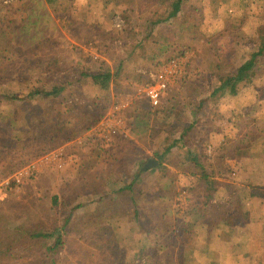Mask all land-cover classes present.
<instances>
[{"label": "rangeland", "instance_id": "1", "mask_svg": "<svg viewBox=\"0 0 264 264\" xmlns=\"http://www.w3.org/2000/svg\"><path fill=\"white\" fill-rule=\"evenodd\" d=\"M158 1L49 0L53 13L43 21L39 16L43 15L41 9L26 8L22 2L11 4L8 17L18 24L32 26L27 27L29 31L24 29L23 50L13 49L9 59L5 47L6 55L0 57V68L6 72L0 74V92L23 95L34 90H64L58 97L36 95L33 102L26 104L0 101V111L7 117L5 125H12L8 134L25 140L23 148L13 152L11 149L8 154L0 144L4 176L0 180V252L15 239L12 247L16 256L24 257L7 264H225L213 262L216 257L224 258L218 251L219 242L210 238V233H204L200 223L188 225L192 200H188L185 191L193 178L182 172L188 167L180 171L169 161H162V166L170 171L167 179L176 186V190L168 191L166 200L160 197L161 186L156 182L162 176L160 172L138 175L136 185L141 196L135 197L139 200L137 209L144 216L139 221L132 213L136 203L128 198L123 203L115 192L131 181L137 168L133 163L142 154L152 156L155 144L164 149L179 138L177 127L187 131V139L197 142L194 150L207 157V171H216L219 163L208 161H212L215 149L227 142L224 136L231 133L238 113L249 126L247 130L251 128L257 135V147L251 151L252 157L246 156L249 151L239 158L223 151V177H216L214 193L219 201L212 203L232 199L238 186L264 190V0H186V8L192 14L185 20L196 25L189 26L184 21L178 26L177 36L168 42L165 35L155 34L163 27H156L152 37L144 42V56L148 58L158 50L156 57L143 62L130 58L119 66L125 52L137 45L135 40H122L121 32L132 28L137 33L144 30V20L155 21V10L160 9ZM175 50L182 54L192 52L195 57L187 63L182 78L173 79L163 94L162 104L174 108L171 118L159 123L154 131L150 130L152 118H144L139 132L132 124L133 118L152 110L141 90L152 83L156 65ZM52 58L60 61V70L46 75V60ZM15 61L20 65L18 70L30 65L39 70L32 76L12 75L8 72ZM78 67L94 70L96 75L106 73L109 82L115 70L121 77L115 82L114 91L107 94L92 85L90 79L77 81ZM133 68L136 75H131ZM145 68L150 81L137 85L135 78L138 74L146 75ZM92 98L96 101L92 102ZM124 98L131 100V104L115 112L118 101ZM85 111L102 113L100 120L116 113L124 120L123 133L98 137L95 128L100 120L93 128L82 129L85 125L80 124V114ZM73 117L78 120L71 121ZM191 124L192 130H188ZM67 125L72 130L63 134L61 131ZM31 128L43 138L21 133ZM92 131L95 133L90 139L83 141ZM71 132L76 135L73 139H69ZM118 135L126 139H113ZM173 152L180 154L179 149ZM35 161L38 168L34 175L25 179L23 174L21 183L7 184L12 174ZM145 192L150 196L145 197ZM188 192L192 198L198 196L197 189ZM242 192L248 195L247 191ZM104 194L106 197L100 201ZM66 220L68 226L56 235L63 239L57 253L46 251L56 237L30 238L38 230L51 231ZM216 220V216L211 218L209 225ZM10 254L2 257L11 258ZM0 264H5L3 258Z\"/></svg>", "mask_w": 264, "mask_h": 264}, {"label": "trees", "instance_id": "2", "mask_svg": "<svg viewBox=\"0 0 264 264\" xmlns=\"http://www.w3.org/2000/svg\"><path fill=\"white\" fill-rule=\"evenodd\" d=\"M185 1L186 0H159L158 3L160 2V9L155 10V15L158 16V18L156 17L157 19L155 21L151 22L150 20H144V30L140 29L137 33H133L132 28H125L123 32H121V39L124 41L135 40L137 42V45L132 46L131 49H128L125 52V55L123 56L124 58H122V60L120 61L119 66L123 65L124 62H127L130 58H134L137 61L143 62L147 59L153 60L154 57H156L158 50L156 52L150 53V56L148 55V58L147 56H144V53L146 52L144 42L148 41L152 37V32L155 31L154 29H156V27H163V31L159 30L155 34L165 35L167 39L166 42H168L169 40H172L177 36L179 27L183 25L184 21L189 22V26L196 25L197 23L194 21L191 22V20H185L190 14H192L190 9L187 10ZM16 2H22L21 4H23L26 8L28 6H34L35 10H37L38 8L39 10L41 9L43 11V15L39 14V16L42 21L44 17H47L49 19V15H51L52 12L49 0H0V57H4V55H6V53H4V49L6 47L7 54L10 55L9 59L13 56V49L17 48L23 50V46L25 45V38H22V36H24V29L27 30V27L32 26V24L28 26L25 22L22 24H18V22H14L10 17H8V12L11 10V4ZM32 2H35V4H33ZM161 8H163L162 13L158 14ZM185 26L183 27L185 28ZM122 34H124L125 36H122ZM80 37H82V35H79V39ZM173 53L174 54H171L165 61L157 64V69L161 68L170 60L176 59L177 57L183 55V52H178V50H175V52L173 51ZM47 60V63L45 65L48 67L44 68L43 73L48 75L51 73V70L55 71L54 73H57V71L60 70V66H57V63H60V61L53 58L51 59V61ZM19 67L20 65L18 61H15L14 65L11 66V70L8 73L12 75L23 74L25 76H32L34 74H37L36 72L37 70H39V68L34 65H30L28 67L23 66L20 70H18ZM77 69V81L80 82L83 79H90L92 81V85L96 86L98 90L100 89L107 94L110 93L109 91H114L116 86L115 82H118L119 78L121 77V73L115 70L113 78L110 81L112 83L110 87L109 78L106 73L96 75L94 74V70L85 69L83 67H78ZM157 69L154 72H156ZM130 70L131 75H136V73H134L136 69L133 68ZM41 72L42 71H39L38 73ZM145 72L146 75L141 76L140 74H138V76L135 78L137 80V85L145 84L146 82L148 83L150 81L149 75L147 74L148 68H145ZM2 73L6 72L1 70L0 68V74ZM231 79L232 78H230V80ZM236 80L237 78H235L234 82ZM217 89L213 90V93H216ZM63 90L64 89L62 87L47 91L34 90L28 94L23 95L11 92H0V101L9 103L19 102L26 104L29 102H33V99L36 95H41L45 98L49 96L58 97ZM91 101L95 102L96 100L92 98ZM162 101L163 97L160 104L155 108H151L152 110L150 112H142L143 116L133 118L132 124L139 130V132H142V124L144 125V118H147V120L148 118H152L151 124L153 127L150 128L151 131L156 130L159 123L170 120L172 115L171 110L173 106L171 105L172 107H168L166 103L162 104ZM55 103L57 104V102ZM240 114L241 113L237 114L234 122L232 123L233 129H231V133L225 134L224 136V139L227 140V142L223 141L225 145L222 147H217L215 149V155L210 158L212 161H208L211 164L216 161L219 163L216 171H207L208 168L205 162V160H207V157L194 150L197 142L189 138L187 139L185 134L187 131L179 130V128L177 127L175 131H180L179 138L171 144H167L164 149H162V147L158 144H155L156 148L153 150L152 156H144L142 154L140 156V159L138 158L137 161L135 160L133 164H137V168L135 174L132 176L131 181L117 190L115 194L117 199H123V203H126V200H124L126 198H128V200H130L132 204L136 203V206H134L135 209L132 213L135 221H139L140 218H144V216L140 215V211L139 209H137L139 200L138 197H135V194H137V196H141V191H137L136 185V182L138 181V175H154L160 172L162 176L156 178L157 176H159L157 175L155 178L156 182L161 186L158 188L161 191L160 197L166 200L168 191L176 190V186L174 181L167 179L170 171L165 166H162V161H169V163L174 165L180 171H182V167H188V170L182 171L184 174L190 173L193 178L191 185L188 187L187 191H185L188 200H192V203L189 202L190 221L188 222V225L195 226L200 223L199 225L205 229L204 233H210V238L219 242V248L222 250L225 256L221 260H217L216 258H214L213 262L217 263L225 261L226 263L228 262L230 264H264V190L255 189L253 186H250L251 189L245 190L238 186L237 192L233 195L232 199L223 201L221 203H212V201H219V199L214 196V193L218 185L216 177H223L222 171L224 169V162L221 163L224 156L223 151H230L237 158L243 157L244 151H249L246 156L252 157L253 154L251 153V151H253L257 147V135L251 131V128L247 130L249 126L243 123V117ZM102 115V113L93 114L86 111L82 112V114H80V116L82 117L80 124H82V126L83 124L85 125L82 127V129L89 130L93 128L102 118ZM66 117H68L67 113ZM6 120L7 117L3 112L0 111V144L3 145V151L5 152V154H8L10 153L11 149L13 152L19 147L23 148V143L25 142V140H23V138H21L19 135L8 134L10 133V129H12V125H5ZM72 120L75 121L78 119L73 117L71 121ZM192 127L193 124L188 126L187 129L192 130ZM70 129L71 127L67 125V127H65L61 132L63 134L67 133L68 131H70ZM29 130L31 131H28L26 129L21 130V133H26L29 136L32 135L34 139L41 140L43 138L34 128H31ZM243 130L246 131V134L241 133ZM75 137V133L71 132L69 139H73ZM114 138L126 139L125 136L120 135H118L117 137L114 136L113 139ZM234 138L236 139V142L233 140ZM111 139L112 137L108 139V141H110ZM178 144H180V146ZM190 145H192L193 149H190ZM12 146L14 147V149ZM186 146H189L187 150H185ZM176 149L180 150V154H174L173 151H175ZM0 153L3 154L2 152ZM150 160H153L156 164H152V166L148 170L144 171L143 168ZM2 177L4 176L2 168L0 167V180L2 179ZM117 178L119 179L121 177ZM11 187L15 188L13 186ZM196 189L198 190V196H194L192 198L188 191H195ZM242 191H247L248 195L244 196ZM146 192L144 194L145 197H149L150 195H146ZM106 195L107 194L101 196L100 201L104 200ZM155 196L159 197V193L157 191H155ZM213 213H216V215H213ZM215 216L217 218L215 224L212 223L209 225V223H211V218ZM67 220L60 227H53V230L51 231L45 232L43 230H38L35 234H32L30 238H55L61 230H65L68 226ZM105 220H109V217H106ZM143 223H141L140 227L143 226ZM92 226L94 225H89V227ZM16 242L17 241L15 239H12V244L8 247V249L0 252V258H3V260H5V264H7L10 260L24 258L21 256H16V249L12 247L14 244H16ZM62 243L63 239L60 238V236L56 237V242L51 247L46 248V251L57 253L61 250ZM8 254L11 255V258H5L6 256H8ZM25 264L29 263L27 262Z\"/></svg>", "mask_w": 264, "mask_h": 264}, {"label": "built area", "instance_id": "3", "mask_svg": "<svg viewBox=\"0 0 264 264\" xmlns=\"http://www.w3.org/2000/svg\"><path fill=\"white\" fill-rule=\"evenodd\" d=\"M195 55L192 52H185L179 58L167 62L164 66L159 68L154 74L151 75V84L145 86L141 93L145 94L146 99L148 100L150 107H157L163 97L164 92L168 89L171 81L176 78H180L186 68L188 62L193 59ZM182 78V77H181ZM131 104V100L128 98L120 99L118 101V106L115 109V112L120 110H125ZM125 128L124 120L121 116H118L116 113L107 114L95 128L96 135L102 138H108L119 132L123 133ZM95 132H90L84 139H90L88 137L92 136ZM88 140L86 142H88ZM80 143V142H78ZM38 168V162H32L31 164L25 166L22 171L17 174H12L7 184L10 182L21 183L22 176L25 175V179L34 175Z\"/></svg>", "mask_w": 264, "mask_h": 264}, {"label": "water", "instance_id": "4", "mask_svg": "<svg viewBox=\"0 0 264 264\" xmlns=\"http://www.w3.org/2000/svg\"><path fill=\"white\" fill-rule=\"evenodd\" d=\"M152 164H156L153 160H150L147 165L143 168L144 171L148 170Z\"/></svg>", "mask_w": 264, "mask_h": 264}, {"label": "crops", "instance_id": "5", "mask_svg": "<svg viewBox=\"0 0 264 264\" xmlns=\"http://www.w3.org/2000/svg\"><path fill=\"white\" fill-rule=\"evenodd\" d=\"M218 251H219V253L221 254L220 256H223V257L225 256L224 253L222 252V250H221L220 248H218ZM214 257H216V256L214 255ZM216 258H217V257H216ZM223 262H224L225 264H230V263H228V262L226 263L225 261H223Z\"/></svg>", "mask_w": 264, "mask_h": 264}]
</instances>
